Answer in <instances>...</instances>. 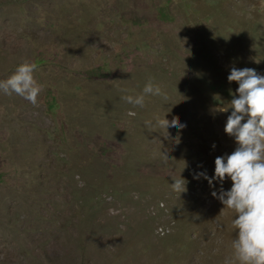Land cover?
<instances>
[{"label":"rangeland","instance_id":"1","mask_svg":"<svg viewBox=\"0 0 264 264\" xmlns=\"http://www.w3.org/2000/svg\"><path fill=\"white\" fill-rule=\"evenodd\" d=\"M22 59L41 88L0 91V264H222L230 180L193 174L234 146L229 67L264 74V0H0V79ZM149 77L167 101L121 99Z\"/></svg>","mask_w":264,"mask_h":264},{"label":"clouds","instance_id":"2","mask_svg":"<svg viewBox=\"0 0 264 264\" xmlns=\"http://www.w3.org/2000/svg\"><path fill=\"white\" fill-rule=\"evenodd\" d=\"M35 68L33 62L22 59L6 78L0 79V91L16 93L35 103L41 88L33 77ZM226 79L236 82L235 94L226 106L230 111L223 124V131L231 136L234 146L230 152L213 157L210 176L198 170L193 178L203 176L210 186L213 180L221 185L226 178L230 180L227 188L221 186L218 191H210L231 211L229 223L233 236L230 253L222 264H264V74L249 66H230ZM144 94L167 101L151 77L144 82L140 93L133 95L125 90L121 99L143 106ZM129 114L135 115L131 109ZM183 126L182 121L163 119L156 127L166 130ZM170 185L177 193L185 186L183 179H171Z\"/></svg>","mask_w":264,"mask_h":264}]
</instances>
